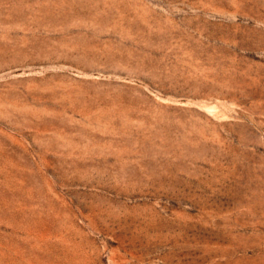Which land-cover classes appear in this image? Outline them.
<instances>
[{
	"label": "rangeland",
	"instance_id": "obj_1",
	"mask_svg": "<svg viewBox=\"0 0 264 264\" xmlns=\"http://www.w3.org/2000/svg\"><path fill=\"white\" fill-rule=\"evenodd\" d=\"M0 264H264V0H0Z\"/></svg>",
	"mask_w": 264,
	"mask_h": 264
}]
</instances>
